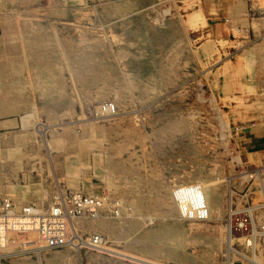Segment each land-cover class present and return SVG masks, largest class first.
Returning <instances> with one entry per match:
<instances>
[{
  "label": "rangeland",
  "instance_id": "rangeland-1",
  "mask_svg": "<svg viewBox=\"0 0 264 264\" xmlns=\"http://www.w3.org/2000/svg\"><path fill=\"white\" fill-rule=\"evenodd\" d=\"M103 102L117 113L97 117ZM254 135L264 0H0V195L105 192L119 206L82 224L105 252L32 245L0 264H232L231 190L264 205V150L242 156ZM192 183L207 221L181 218L171 195Z\"/></svg>",
  "mask_w": 264,
  "mask_h": 264
},
{
  "label": "built area",
  "instance_id": "built-area-1",
  "mask_svg": "<svg viewBox=\"0 0 264 264\" xmlns=\"http://www.w3.org/2000/svg\"><path fill=\"white\" fill-rule=\"evenodd\" d=\"M115 113L117 111L113 102H103L95 111L99 118ZM256 173H249L252 176L244 183H248L254 175L260 178V173ZM234 188L235 191L231 190L234 208L230 217V236L235 244L241 246V250L231 247L232 264H264V247L262 253L261 245H258L264 240V205H250L254 207L250 210V187ZM243 190L246 192L240 194ZM171 195L175 199L177 196L184 199L188 216L179 212L181 218L193 221H207L210 218L209 204L202 185H177ZM118 207L117 201L105 192H66L60 189L45 203L20 202L12 195H0V262L33 248L32 245L47 250L69 248L105 252L107 241L103 236L100 233L85 236L82 224L107 210L117 214Z\"/></svg>",
  "mask_w": 264,
  "mask_h": 264
},
{
  "label": "crops",
  "instance_id": "crops-1",
  "mask_svg": "<svg viewBox=\"0 0 264 264\" xmlns=\"http://www.w3.org/2000/svg\"><path fill=\"white\" fill-rule=\"evenodd\" d=\"M14 119H12L13 121ZM4 122V121H1ZM242 148L244 149V152L242 153V156L245 158L246 161L249 160V154L253 151H259L264 150V136H249L242 140L241 142Z\"/></svg>",
  "mask_w": 264,
  "mask_h": 264
},
{
  "label": "bare ground",
  "instance_id": "bare-ground-1",
  "mask_svg": "<svg viewBox=\"0 0 264 264\" xmlns=\"http://www.w3.org/2000/svg\"><path fill=\"white\" fill-rule=\"evenodd\" d=\"M228 243L230 244V242H229V239H228ZM228 249H227V251H230V247L228 246L227 247ZM107 251H108V249H107ZM110 251V250H109ZM111 252H114V253H116V254H118V255H120V252H118V251H111ZM229 254V253H228ZM121 255H123L122 253H121ZM126 257H128V258H130V259H134V260H139V261H141V262H144V263H149V264H155V263H153V262H148V261H146V260H143V259H140V258H137V257H133V256H131V255H125ZM228 264H230L229 263V261H228Z\"/></svg>",
  "mask_w": 264,
  "mask_h": 264
}]
</instances>
